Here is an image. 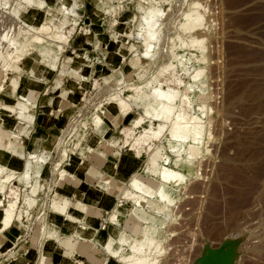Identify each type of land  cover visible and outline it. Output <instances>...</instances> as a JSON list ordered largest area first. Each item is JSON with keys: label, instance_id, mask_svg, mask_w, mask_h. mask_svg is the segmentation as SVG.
Wrapping results in <instances>:
<instances>
[{"label": "rangeland", "instance_id": "1", "mask_svg": "<svg viewBox=\"0 0 264 264\" xmlns=\"http://www.w3.org/2000/svg\"><path fill=\"white\" fill-rule=\"evenodd\" d=\"M16 1L0 0V34L8 32L9 37L15 36L18 40L23 36L30 40L35 33L43 35L44 43L39 49L42 57L48 51L44 45L47 43L45 36L50 31L37 33L25 29L22 22L37 24L44 16L45 21L54 22L64 30L71 23L74 25L69 41L58 54L57 68L49 69L46 59L41 60L36 53H27L7 72V77L25 72L29 76L33 67L32 57L37 58L40 63L37 75L41 76L37 81L44 83L37 94L28 93L31 100L34 99L35 109H39L38 105L42 103H53L48 108H40L46 113L44 122L47 124L42 125L52 126L47 128L49 134L46 141L52 145L49 156L42 155L44 171L37 177L38 190L35 193L31 191L35 178H30L31 184L26 183L25 176L22 178L24 181L14 180L18 187L19 205L22 210L30 209L28 215L23 211L25 214L21 217L26 233L23 238L27 241L25 243H30V239L41 245L45 238H54L51 230L58 231L56 225L48 223L46 213L53 210V198L50 200V197L56 175V184L63 179L72 180L68 175L61 178L59 172L62 169L67 170L80 159L89 161L92 155L97 159L96 165L101 166L106 159L102 150H112L115 156L123 154V159L132 155L127 147L120 148L118 145L124 137L122 128L131 122L135 113L142 111V105L129 98L131 109L124 116L119 113L117 101L110 100V97L123 89V96L128 93L133 95L129 86L152 79L159 68L172 61L175 55L185 61L188 72L185 74L176 65L159 79L164 87L169 85L179 89L177 102L181 101L183 92L188 96L190 103L181 106V111L187 116L197 115L200 111L198 105L203 106L202 141L199 152L189 159V166L182 167L184 172L178 177L175 189L168 190L167 214L151 209L146 202H143L144 207L136 205V213L150 223L146 230L155 231L154 238L160 242L162 250L158 253L151 245L145 255L150 258L155 256V264H264V0H155V12L160 17L156 23V46L148 58L139 55L142 47L135 38V32L146 18L153 16V12L148 11V4L153 0H75L77 15L71 17L68 24L67 16L57 13L52 5L57 8L61 2L69 5L73 0H42L40 9L24 5L21 23L9 14ZM116 4L120 7L112 16ZM192 10L202 16L201 25L189 31L180 28V23L185 22V14ZM114 33L115 38L112 37ZM190 36L203 40L204 48L180 43L188 41ZM34 45L36 48L39 44ZM10 50L6 41L0 39V55H6ZM1 62L2 59L0 66ZM14 67L18 68L17 73L13 71ZM195 69L202 72L193 79ZM5 73L0 68V80ZM8 81L4 82L7 84L5 92L12 97L0 93V100L11 106L17 100L13 96L20 95L25 84L20 81L15 88ZM154 85L156 83L152 82L143 90L147 92ZM188 85L191 91L186 89ZM62 95L67 101L62 100ZM4 102L0 101V104ZM99 107L104 108L101 113L104 123L95 130L93 115L100 111ZM23 114L0 109L2 130L13 129L18 123L17 117ZM54 115L59 117V123L53 124ZM158 122L153 120L154 124ZM146 125L145 122L135 130L142 131ZM167 135L168 130L150 144L149 150L142 151L137 158L141 162L140 168L126 181H122L121 177L105 175L111 183L101 189L115 195L124 187L131 190L136 187L135 190L141 191L149 189L150 198L155 199L154 188H162L160 176L171 167L170 162L164 160L166 156L174 158L176 154L169 148ZM110 141L117 142V146H108ZM13 142L12 153L23 158L27 151L22 148L28 140L22 141L14 136ZM187 143L192 142L188 139ZM173 145L179 150L181 143ZM87 146L91 149L86 152ZM72 148L74 153H71ZM63 149L67 151V157L55 168ZM158 150L160 153L154 165L158 176H153L148 168L152 166L149 158L152 152ZM3 151L10 152L9 148ZM84 152L85 155L81 154ZM180 155L184 157L185 152L181 151ZM49 168L51 172L47 171ZM102 175L97 167H92L87 178L90 176L91 181L98 183ZM73 180L77 182L78 179ZM119 183L121 186L118 189ZM159 185L161 188L157 187ZM6 191L9 193L8 187L3 193L6 194ZM0 198L3 199L2 193ZM124 207L130 209L132 205ZM112 208L108 207L105 221L109 220L108 213ZM102 223L104 228V221ZM35 229L42 231L38 240L31 236ZM98 239L102 243L107 242L104 236L92 241L97 242ZM109 241L115 244L113 237ZM143 249L146 250V246Z\"/></svg>", "mask_w": 264, "mask_h": 264}, {"label": "bare ground", "instance_id": "2", "mask_svg": "<svg viewBox=\"0 0 264 264\" xmlns=\"http://www.w3.org/2000/svg\"><path fill=\"white\" fill-rule=\"evenodd\" d=\"M41 1L42 0H17L10 7L9 14L15 17L16 20L17 21L19 20V22L21 23V16H22L21 14L23 13L21 12V10H24L23 9L24 5H27L28 7L33 9H40V6L43 5ZM155 3L156 1L153 0L148 4V11L153 12L152 13L153 16L146 18L145 23H143L140 27H137L135 32V38L140 42V45L142 47L139 55L144 58H148V56H150L153 53L154 48L156 46V39H157L156 23L158 22L160 15L158 14L157 11L155 12V8H154ZM76 4L77 3L75 2V0H73V2L69 5L64 2H61L60 6L57 8L54 6V4L52 6L55 8L57 13H62L67 16L68 18L67 24H68L71 20V17L77 15ZM119 4H116L115 9L114 8L112 9L111 12L112 16L115 15L116 9L120 7ZM45 12L46 10L44 9V13ZM42 17L43 18L41 19V21L37 22V24L27 23L25 21L22 23L25 29L29 28L28 30H34L37 33L38 31L39 33L40 31L43 32L50 31L49 35L47 37L45 36L46 38L45 41L47 43L44 46L48 47V51L44 57L40 55V53L35 48L36 45H34V44L43 45L44 43L43 35L40 36L35 33L32 34L30 40L25 39L24 36L23 39L20 38V40H18L15 38V36L9 37L8 32L0 34L1 36L0 39L6 41L7 45L10 46L11 48V50L6 55H0L3 61L1 62L2 65L0 66V68L6 72L4 77L2 76L3 79L0 80V93L7 95L5 92L7 84H4V82L7 79L9 80L8 83H12V86L15 88L20 83V80L17 77L14 76L7 77V72H9V70L15 63H20V59L22 55H26L27 53L29 55L36 53V55L39 56L41 60L42 58L47 60L46 64L49 66V69L54 70L55 68H57L56 62H57L58 54L60 51L64 49L66 43L69 41V37L74 29V25L71 23V26L67 30H64L56 23L47 22L45 21V17L44 16ZM201 23H202V16L200 15V13H198L196 10H192L191 12L185 14V22L180 23L179 27L189 31V30H193L196 26L201 25ZM112 37L115 38L116 34L114 33ZM202 41L203 40H201L200 38L190 36L188 41H184L180 43L182 44L189 43L190 46H195L203 49L204 45ZM32 60H33V67L28 77L31 79V81H37L40 80L41 78V76L37 75L36 73V70L38 68L37 65H40V63L37 58L35 59V57L34 58L32 57ZM199 60L200 57L198 61ZM176 65L179 66L180 70L185 72V74L188 72V67L185 64V61L179 60V58L173 55V60L170 61L168 64L161 66L157 72V75L154 76L152 79H150L149 81L141 82L140 84L137 85L133 84L129 86L128 88L133 90L134 93L133 95L132 94L128 95L129 94L128 93L127 96H123V93H125V89L123 90L120 89L121 91L119 92L116 91L110 97V100H114L115 102L117 101L116 104L118 105L119 113L124 116H126L129 113V110L131 109L129 98H134V100L139 105H142L141 106L142 111L135 113L136 115L135 117H133L131 122L122 128L121 133L123 134L124 137L121 139L122 141L118 145L120 148L127 147L132 152L131 157L137 159L142 153V151L149 150L151 148L150 144H152L153 141H156L163 132H166L168 130L166 141L169 145V148L176 154L174 158L166 156L165 158L166 160H164L170 162L171 167L166 168L165 175L160 176L159 182L162 184V188L160 187V185L157 187H160L161 189L154 188L155 199L150 198L149 189L146 191L135 190L136 188L135 185H134L135 188L132 190L126 189L124 187L125 189L123 188V190H121V192H119V194L116 195L117 197L116 202L113 208L111 209V211L108 213L109 214L108 221L114 225L119 226L120 231L123 233L132 231V237L128 240L122 237L120 238L113 237L115 239V244H110L109 239L112 236H108V235L101 236V237L103 236L107 237L106 243H102V241H100L99 239H98L99 241L97 242L91 240L94 249L99 250V254L101 258H103L105 261L107 260L108 256L111 255L115 257L121 264H155L156 263L157 258L155 256H152L150 258L145 254L146 251L150 250L151 245L152 246L154 245L155 251L161 253L162 250L160 248V242L155 240L154 238L155 231L153 229H150V231L146 230V228H148L150 223L145 219V217L139 216L136 213V210H138V207H136V205L140 207H144L143 202L144 203L146 202L150 205L151 209L157 212L163 211L165 214H167L169 210L168 190L170 188L175 189L174 185L178 184V177L184 172L182 167L189 166V159L191 158V156L192 155L196 156V154L199 152L200 143L202 141L203 123H204L202 117L203 109H204L203 106L198 105L197 109L200 111L197 115L192 117L187 116L186 113L181 111L182 108L181 106L190 103V101H188L189 100L188 96H186V94H184L183 92L182 94L183 97L181 101L177 102V98L179 96V89L173 88L169 85H167V87H164L162 81L159 79L161 75L165 74V72L168 71L169 69H173ZM13 69H15V67ZM201 72L202 71L200 69L196 70L192 78L194 79L198 77ZM152 82L156 83V85L152 86L151 89L149 88L148 91L146 88L147 92H145L143 88L150 87V84ZM179 82L180 81H178V83ZM24 87L21 89L20 95L13 96L16 97L18 101H21L24 104V107H18L15 105L10 106V104L3 103L0 104V109L7 110L12 113H16V111L19 113L20 112L24 113L23 114L24 116L17 117L19 119V123H25V122L30 123L34 109V99L32 98L31 100L28 91L33 92L34 95L37 94V90L34 89V87H30V86L28 87L26 85H24ZM185 87L187 90L189 89L191 91L190 85ZM7 96L12 97L11 95H7ZM62 100L67 101L64 95H62ZM63 101L61 102L63 103ZM179 103L181 105H179ZM8 108L10 110H8ZM103 109H104L103 107L100 108L99 109L100 111L96 112L93 115V127L95 130L99 129L100 126L104 123L102 121V114L104 112ZM59 110L61 109L59 108ZM153 120H158L159 122L157 124H154ZM145 122L147 123V125L142 131L135 130L137 127H141ZM0 130H2L1 124H0ZM3 131H5V133L8 134V139L6 144L3 147H0V193H2L3 195V199L0 198V208H1L0 233L5 229H7L12 223L24 224L21 222L23 211H25L26 213V214L24 213L25 215H28L30 213L29 211L30 209L24 208L25 210H22L23 208H21V206L19 205L20 197L17 191L18 187L15 186L14 180L16 179L23 180L22 178L23 176H25L27 178L26 183L31 184L30 178L32 180L33 178H35V180L32 182L33 187L31 188V191L35 193L38 190V186H39L38 185L39 178L37 179V177L40 176V166H42L44 163V159H43L44 157L42 156L43 154L39 153V151H36L35 149L33 150L28 149L23 159H24V164H26V167L27 168L29 167L31 170L24 169L21 171H17L9 167L7 161L2 158L1 152L9 148L10 151L9 153H12L11 147L14 142L12 141L10 143L9 137L11 135L15 137L16 136L21 137V136L19 135L17 128L16 130L6 129ZM188 139H190L192 143H187ZM174 143H181L179 150L173 145ZM107 145L110 147L117 146V142L115 143L113 141H110L109 143H107ZM31 147L36 148V144H32ZM90 149L91 147L89 146L86 149V152ZM181 151L185 152L184 157L180 155ZM66 152L67 151L63 149V151L61 152L62 153L61 157L59 156L61 159L57 160L55 164V168L59 167L62 164L61 162L65 156L67 157L68 153L66 154ZM71 153H74L73 148L71 149ZM159 153H160L159 150L157 152H152L151 157L149 158L150 164H152V166L149 165L148 168L153 172L152 173L153 176H158V172L157 171L154 172L155 170L154 165L155 162H157L156 158L158 156L157 154ZM81 154L85 155V152ZM59 173L61 175V178L64 175H68L71 179H77L72 173H70L65 169H62ZM109 177L108 178L105 176L100 177L98 183L101 188H106L107 187L106 185L111 183ZM42 185L43 183H41L40 187H42ZM118 185L119 186L117 187L119 189L121 183H119ZM6 187H8L9 193L6 191L7 193L5 194L3 192L6 189ZM125 200L127 202H131L132 207L130 209H124L121 211L119 208H116L117 206L121 205L122 201ZM52 203H53L52 211H59L61 209H65L67 205H69L70 200L67 197L62 198L60 200L53 198ZM84 211L92 214L94 209L92 206H88L87 208H85ZM95 213L99 214V210L97 209ZM68 217L73 221H77L80 228L84 230L94 229L96 231V227L90 225L85 221L79 220V218L73 213L69 212ZM73 230L74 229L64 227L63 230L61 231L62 234L58 232L57 229H54V231L51 230V232L54 233L53 235L55 239L59 240L61 237H65L64 241L68 242V240L72 239L73 237L79 236ZM145 246H146V250H144L145 248L143 249V247ZM44 262H45V257L41 256L38 260V264H44Z\"/></svg>", "mask_w": 264, "mask_h": 264}, {"label": "crops", "instance_id": "3", "mask_svg": "<svg viewBox=\"0 0 264 264\" xmlns=\"http://www.w3.org/2000/svg\"><path fill=\"white\" fill-rule=\"evenodd\" d=\"M39 49L40 45L36 47V50L40 53ZM17 70L18 68L13 69V71H16V73ZM25 74H16V77H18V79L22 81L23 76V84L28 87H34V89L38 91L41 87V84L44 82L31 81V79ZM0 101L4 102L2 100ZM14 104L18 107H24V104L18 100H16ZM51 105L50 103H42L38 105L39 109H35L34 107V117H32L30 123H19L18 120V123L14 124V126L12 127L13 129L17 128L19 135L21 136H16V138H20L22 139V141H24L25 139L28 140V146L23 145L22 150L24 152L28 151V149H35L36 151H39V153L47 157L49 156V149L51 148L52 144L50 145L49 142H46L49 134L47 132V128L52 126H45L47 124L46 121L44 122V114H46L45 109L40 111V108H48ZM53 118V124L59 123V117L57 115H54ZM43 123L45 124L44 126L42 125ZM7 139L8 134L5 133V131L0 130V147H3L6 144ZM13 140L14 136L11 135L9 137V142L11 143ZM29 140L33 141L29 142ZM50 140L51 139H49V141ZM41 142L44 143L42 144ZM32 144H36V148L31 147ZM37 145L39 147H37ZM41 146L43 147L41 148ZM11 150L14 152L12 148ZM102 151L104 152V156L106 159L101 166L96 165L97 159L96 157H94V155H92L90 156V159H88L89 161H86L85 159L81 160L79 157V162H74L72 167L67 168V170L78 179V182H74L73 179L69 181L63 179L60 183L56 184L58 182L57 175L55 178L56 183L50 200L51 198L60 200L67 197L69 198L70 203L65 208V211L49 210L46 213V219H48L49 224H54L58 227V232L61 233L63 228L67 227L70 229H74L73 231L76 232L79 236L73 237L72 239L68 240V242L64 241L65 237H61V241L60 239L58 240L53 237H49L45 238L41 245L39 243H33L32 240L29 239L30 243L26 244V239H23L26 234L24 232V224L12 223L7 229L0 233V264H38V260L41 256L45 257L44 264H121L115 257L111 255L108 256L106 261L101 258L99 251L94 249L91 240L102 235H110L114 238L122 237L128 240L131 238L130 236L132 235V231L123 233L120 231L119 226L105 221V218L107 217L108 207L114 206V200H116L115 198L117 197L114 193L101 189L100 185L95 182V180L91 181L89 179L90 176L89 178L87 177L90 169L92 167H97V170L103 174L102 176L109 175L115 178L121 177L123 179L122 181H126L130 174L140 168L141 162L140 160L132 158L131 155H126L123 159V154L115 156L112 155L114 152L112 150ZM2 158L6 159L8 166L15 170L21 171L24 169H30L29 167H26V164H24V157L22 158L18 155H14L13 153L2 151ZM67 164L69 166V163ZM43 171L44 167L40 166V173H42ZM47 171H50V168L47 169ZM128 204L130 205L131 202L124 201L120 206H117L116 208H119L122 211L124 209H127V207H124V205ZM88 206L93 207L94 211L92 214L84 211ZM97 209L99 210V214L95 213ZM69 212L76 215L79 220L85 221L90 225L97 227L98 231H95L94 229L84 230L80 228L77 221H73L68 217ZM103 221L105 223V227L101 228V223ZM41 232V229H35L31 233V236H33V239L36 238L38 240L41 236Z\"/></svg>", "mask_w": 264, "mask_h": 264}, {"label": "built area", "instance_id": "4", "mask_svg": "<svg viewBox=\"0 0 264 264\" xmlns=\"http://www.w3.org/2000/svg\"><path fill=\"white\" fill-rule=\"evenodd\" d=\"M45 213V211H43Z\"/></svg>", "mask_w": 264, "mask_h": 264}, {"label": "water", "instance_id": "5", "mask_svg": "<svg viewBox=\"0 0 264 264\" xmlns=\"http://www.w3.org/2000/svg\"><path fill=\"white\" fill-rule=\"evenodd\" d=\"M206 264V263H205Z\"/></svg>", "mask_w": 264, "mask_h": 264}]
</instances>
